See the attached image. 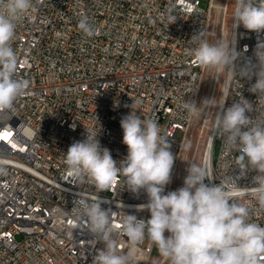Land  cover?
Returning <instances> with one entry per match:
<instances>
[{
  "label": "built area",
  "instance_id": "1",
  "mask_svg": "<svg viewBox=\"0 0 264 264\" xmlns=\"http://www.w3.org/2000/svg\"><path fill=\"white\" fill-rule=\"evenodd\" d=\"M216 2L204 7L200 0H32L11 41L15 76L28 88L10 110L0 111V264H94L104 243L81 210L97 198L111 209L112 238L120 253L132 252L131 264H170L162 255L155 259L158 249L150 239L132 246L123 233L125 213L149 218L147 209L138 208L148 202L146 193L130 192L122 176L102 192L87 178L73 180L65 153L87 129L99 133L101 146L119 164L127 155L120 121L132 110L158 122L176 156L167 192L183 186L188 163H195L182 170L184 145L197 120L207 116L190 114L186 101L210 99L207 90L228 75L223 105L245 98L253 103V122L264 119V102L248 91L254 79H239L234 67H203L189 54L199 31L213 43ZM84 17L95 29L92 36L78 27ZM227 17L221 33L227 26L228 40L222 42H235L241 61L252 57L264 32L234 29V15L230 24ZM239 155L214 132L202 163L211 179L205 183H222L234 202L248 207L249 222L264 226L253 183L257 173L242 171Z\"/></svg>",
  "mask_w": 264,
  "mask_h": 264
},
{
  "label": "clouds",
  "instance_id": "2",
  "mask_svg": "<svg viewBox=\"0 0 264 264\" xmlns=\"http://www.w3.org/2000/svg\"><path fill=\"white\" fill-rule=\"evenodd\" d=\"M235 3L234 29L242 25L249 32H264V0ZM32 7V0H0V111L10 110L28 88L26 80L15 76L17 58L11 41L18 21ZM78 27L86 36L95 32L86 17ZM191 41L196 47L189 54L197 64L217 71L234 67L239 79H254L248 91L264 102V42L257 43L252 57L241 61L235 42L210 43L201 31ZM212 101L205 99L197 105L189 100L183 107L199 116L201 105ZM253 111V103L245 98L228 107L221 105L213 129L226 146L240 153V169L257 173L253 177L255 197L264 207V119L253 122ZM120 126L127 155L119 164L111 151L101 146L99 133L87 129L85 138L68 148L65 164L73 180L87 178L99 192L109 191L122 176L130 192L146 193L148 202L138 208L147 209L149 218L125 213L122 221L123 233L131 245H138L147 236L170 264H258V258L264 255V226L249 222L248 207L234 202L222 183L206 184L205 180L211 179L204 164L188 163L183 186L165 192L172 181L176 156L158 122L143 119L131 110L121 118ZM189 147L184 145L185 150ZM102 203L105 201L97 198L96 202L84 203L81 210L91 233L104 243L94 264H131L132 252L118 251L112 238L111 209L102 208Z\"/></svg>",
  "mask_w": 264,
  "mask_h": 264
},
{
  "label": "rangeland",
  "instance_id": "3",
  "mask_svg": "<svg viewBox=\"0 0 264 264\" xmlns=\"http://www.w3.org/2000/svg\"><path fill=\"white\" fill-rule=\"evenodd\" d=\"M200 1H201L202 6L207 7L209 0H200ZM217 2L223 4L224 0H217ZM229 2H230L229 13H228V17H227L228 24H230L231 20H232L233 11L235 8V0H230ZM222 14H223L222 9H219V10L216 9L215 10L214 29H213V33H212V42L213 43L219 42V36L221 33ZM228 28H230L229 25H228ZM209 74H210V77H212V74H213L212 70H210ZM221 89H222L221 86H219V90L216 93L217 95L214 98L212 104L209 107L206 106V108H204L205 111H207L206 118H199L197 120V123H195L196 125H194V127L191 131L190 143L188 144V145H190V147L185 152L186 157L184 158V161L182 164V170H184L187 163L192 159L195 160L196 164H202L204 159H205L207 143L209 142V137L211 135L214 120H215L216 108H217V105L219 103V99L221 97ZM208 110H210V111H208ZM218 148H219V143L216 144L215 150L217 151ZM166 234L167 233H165V235ZM147 238L148 237L146 236V239ZM157 254H159V255H158V257L155 258L156 260H158V258L161 255L159 250H157Z\"/></svg>",
  "mask_w": 264,
  "mask_h": 264
},
{
  "label": "bare ground",
  "instance_id": "4",
  "mask_svg": "<svg viewBox=\"0 0 264 264\" xmlns=\"http://www.w3.org/2000/svg\"><path fill=\"white\" fill-rule=\"evenodd\" d=\"M230 0H224V2H223V4H221V3H219V2H216V9L217 10H219V9H222V11H223V14H222V19H224L223 17L225 16V18H226V16H228V13H229V4H230V2H229ZM235 7H236V3H235ZM234 11H235V8H234ZM234 11H233V15H234ZM233 17V16H232ZM222 19H221V22H222ZM226 24V23H225ZM227 32V26H225V28H224V31H223V34L222 33H220V36H219V42H222V40H228V37H225L224 35H225V33ZM228 82H229V79H228V75H224V78H223V80H221V84H220V86H221V97H220V99H219V103H218V105H217V108H216V112H217V110H218V108H219V106H221V105H223V100H224V96H225V93H226V87H227V84H228ZM210 90H207V92H208V98H215L216 96L215 95H217L216 93L218 92V90H219V87L218 88H212V87H210L209 88ZM212 91H214V94H211V92ZM204 105H201V111H202V115H206V113H207V111H205V109H204V107H203ZM209 107V106H208ZM208 111H210V110H208ZM213 112V111H212ZM215 112V113H216ZM201 115H199V116H197V118H199ZM216 116V115H215ZM215 121V120H214ZM214 125V124H213ZM214 129L212 128V132H211V135H210V137H209V142L207 143V155H208V153H209V151H210V149H211V146L213 145V139H214ZM190 143V140H189V142H188V144ZM186 157V154L184 155V158ZM133 262H136L134 259H133Z\"/></svg>",
  "mask_w": 264,
  "mask_h": 264
}]
</instances>
